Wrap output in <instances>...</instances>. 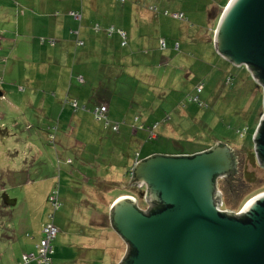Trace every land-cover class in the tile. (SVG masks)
<instances>
[{
	"label": "rangeland",
	"instance_id": "374dc122",
	"mask_svg": "<svg viewBox=\"0 0 264 264\" xmlns=\"http://www.w3.org/2000/svg\"><path fill=\"white\" fill-rule=\"evenodd\" d=\"M42 1L32 5L28 0H0V264H19L25 252L37 254L49 220L59 229L50 264H120L127 242L113 228L111 210L106 211L114 196L127 191L146 211L148 189L134 184L107 191L102 170L130 182L124 160L138 156L190 155L221 143L231 148L237 171L233 177L225 175L237 194L230 197L218 189L228 208L239 210L253 193L264 192V164L259 160L253 165L247 149L264 112V85L247 66L234 65L216 50V20L208 23L205 12L220 0H101L103 11L93 12L91 28L101 22L99 16L116 27L140 26L134 33L135 48L131 43L126 47V75L114 88V80H108L119 101L110 94L100 103L113 107L109 119L119 123L116 131L111 124L95 122L91 105L76 110L69 104L64 92L71 76L73 96L81 86L77 72L82 67L84 74L97 70L103 62L85 64L76 53L66 61L61 53L65 30L49 25L52 4L45 13ZM51 1L58 5L62 0ZM56 8L60 5L53 13ZM221 13L219 9L214 16ZM52 20L57 28L76 26L74 32L82 27L81 20L64 9ZM49 38L57 40V46ZM63 61L68 68L60 65ZM57 83L64 85V92L61 87L55 93ZM77 114L85 116L86 127L76 126ZM244 170L254 173V182L244 178ZM222 181L220 177L218 185ZM140 189L144 191L139 196ZM55 190L61 202L58 210L47 201ZM97 191L103 196L109 192L105 207Z\"/></svg>",
	"mask_w": 264,
	"mask_h": 264
},
{
	"label": "water",
	"instance_id": "95a60500",
	"mask_svg": "<svg viewBox=\"0 0 264 264\" xmlns=\"http://www.w3.org/2000/svg\"><path fill=\"white\" fill-rule=\"evenodd\" d=\"M214 33L216 50L264 85V0H229ZM253 140L264 158V112ZM234 167L231 148L220 144L137 162L132 185L147 187L150 207L133 196L114 202L112 224L128 244L120 264H264V193L239 214L217 208L218 178L233 176ZM154 202L167 207L153 212Z\"/></svg>",
	"mask_w": 264,
	"mask_h": 264
},
{
	"label": "crops",
	"instance_id": "0c3cea01",
	"mask_svg": "<svg viewBox=\"0 0 264 264\" xmlns=\"http://www.w3.org/2000/svg\"><path fill=\"white\" fill-rule=\"evenodd\" d=\"M36 1H39V0H28V3L35 5ZM126 1L127 0H125L124 3ZM49 2H50V0H43L42 6L44 8H42V9H45V13H47V10L49 9L48 5L52 4L51 5L52 11H50L52 13V15L50 16L51 22L49 25H51V26L54 25V30L58 31V32L60 31L59 28H62L65 30V31H61V32H63L62 34L64 35V36H62L63 41H61L62 42L61 43L62 44L61 53H62L63 57L65 55V60H66V57L68 55L71 58V56H74V54L76 53V57L79 56L81 59V62H83L85 64L86 63L99 62L98 61L99 59H100V61L103 62L102 66H100V63H99V69H97L98 72H97V70H94V71L92 70L93 72L89 70V71H86V74H84V72L82 71V70H84V67H82L81 70H79L77 72L76 82L80 83L81 86L79 87V90H78V92H76V94H72L73 96H71V91L74 87V83H73L74 75H72V76L70 75L71 76L70 83H69L68 90L66 89V92H64V90H63L64 85L62 86L59 83H57L56 86L52 87V89L54 88L55 93H57L58 90L62 87L64 94H67V97L70 100L69 104H71L72 101L78 102V107H76V110L79 107H81V105H83L82 107L84 109H86L89 107L88 104L91 105V109H93L96 105H99L100 103H105L104 101H107V97L110 94H112V96H113V98H111V99H113V101H119V99H117L115 97L117 94V91H114L110 87L108 80L111 79L110 80L111 83H112V80H114V86H113V88H114L116 85V80H120L126 75L127 65L129 63V60L127 58L129 56V53H128V51H126V47H128L129 44L131 43L130 48H135L134 46H132V43H135V42H133V40L135 38L134 33L140 32V26L138 25V27H137V26H134L133 23H131V25L128 27L127 26L126 27H123V26L116 27L115 25L108 24L107 21L103 22V20H101V16H99V19L101 22L97 21L96 23L98 25L100 24V26H102V28L104 27L105 31H106V27L114 26L116 29H123L127 33V38H128L127 43H126V45H122V39L118 33L115 32L112 35H108L107 32L102 31L103 30L102 28H101V31H96L95 27H94V29L91 28V26L93 27V25L95 23L94 22L95 18L93 16V12L99 11V10H101V12L103 11V3L101 2V0H62L61 2L58 3V5H56L54 3V1H51L50 3ZM212 4H213V6L211 7V9H208L205 12L206 14L209 15V18H208L209 20H207L208 23L210 22V19L216 20L217 15L215 14L216 16H214V12L216 11V13H217V10H219L222 7V5L225 4V0H220L217 3L214 2ZM59 5H60V10H58L56 8V10H55L56 12L53 13L55 6H59ZM61 9H64L66 11H70V14L73 11H77L80 13L81 17L79 19L81 20L80 22L82 24V27L80 30L74 32L73 29H76V26L74 27L72 24L70 25V27H67L65 24L62 26L59 25L58 28L56 27V25L54 24V21L52 19H54V17L60 15ZM131 16L133 17V14H131ZM218 22L217 21L215 22L216 27H217ZM209 26H210V24H209ZM211 29L213 30L214 26L212 28L210 26L209 31ZM73 33H76L78 36L77 42L82 41L83 43H80V45H77L76 38H75ZM56 34L59 35V33H56ZM55 41H57V40H55ZM74 44L77 45L76 49L74 48V46H75ZM118 44H120L121 49L119 48ZM56 46H57V44H56ZM82 46H83V50L80 49V47L82 48ZM72 48H74L73 51H72ZM122 48H125V49H122ZM119 50H121V52ZM115 58H116V60H115ZM53 59H56V58L53 57L51 59V62H53ZM118 63H119V65H117ZM62 64H64V65H62ZM62 64H60L62 67L68 68L65 61H63ZM71 69L75 71V68L74 69L70 68V70ZM72 70H71V72H72ZM97 74H99V76H96ZM102 75L104 76V78L102 77ZM81 76L83 77V81L80 80ZM92 81L95 82V84L94 83L90 84V82H92ZM62 84H64V83H62ZM117 85H118V83H117ZM3 95H4V92H3ZM29 100L31 101V103L35 102V100L32 99L31 95L29 97ZM35 109H36V107H35ZM108 109H109L108 114L113 115V107L110 104H108ZM92 115L94 116L93 113H92ZM77 117H78V119H75V120L78 123H76L74 121L76 126L79 125V126L86 127V122L84 121L85 116H83V115L79 116L77 114ZM94 118H95V116H94ZM95 122H97V124L98 123L103 124V122L101 123V121H98V120H96ZM126 125H127V123H126ZM258 125H259V120L255 125V129H254L255 131L257 130ZM104 126H106V125L104 124ZM107 127H109V126H107ZM119 129H120V127H119ZM255 131H254V133H255ZM218 144H221V143H218ZM151 155H155V154L150 153V154L146 155L144 158H142L140 156L139 160H138V158L136 160L132 159V161L124 160L126 163L124 165H126L125 167L127 169V174L128 175L130 174L132 176V179H133L132 172H130V171L132 168L135 167V163L139 162L140 160L146 159L147 157H149ZM102 171H103L102 176L105 179L104 183H106L108 185L107 191H111V189L113 187H120L121 189H129L127 187L132 186V180L130 182H127L124 178H122L123 176H121V174L120 175L118 174L117 177L116 176H109L107 174V172H108L107 168H106V170H102ZM110 177H112V178H110ZM119 178H120L119 181L114 180V179H119ZM126 185H128V186H126ZM98 192L101 195V197H103L102 199H104V200H99V201L102 202V206L105 207L106 206L105 201L107 199L109 200L110 196H108V195H110V194L107 195L106 193H109V192H106L105 195L103 196V194H101V193H104V192L97 191V192H95L96 196L99 195ZM133 194L134 193L128 192V191L127 192H121L120 194L114 196L112 200H113V202H115L117 199H119L120 197H123V196H133L136 198V196H134ZM137 201H138V199H137ZM112 206H110L108 208V210L106 211L107 214L110 213ZM127 249H128V244H127V247L124 249V251L121 255L122 261L124 260V258L126 256Z\"/></svg>",
	"mask_w": 264,
	"mask_h": 264
},
{
	"label": "built area",
	"instance_id": "2783aa9c",
	"mask_svg": "<svg viewBox=\"0 0 264 264\" xmlns=\"http://www.w3.org/2000/svg\"><path fill=\"white\" fill-rule=\"evenodd\" d=\"M121 2H124L125 0H120ZM72 14L79 19L81 17L80 13L77 11H73ZM182 14H174L175 17H180ZM96 31H100L101 30V26L96 24L95 26ZM106 32L108 33V35H112L113 33H118L121 36L122 39V45H126L127 43V33L123 30V29H116L114 26H111L109 28L106 29ZM46 39L43 38V41H45ZM49 43L54 44L55 40L52 38L48 39ZM79 43H83L82 41H79ZM163 47H165V43L163 42L162 44ZM80 80L83 81V77H80ZM204 88V84L202 83L201 85L198 86L197 91L201 92L202 89ZM70 102V101H68ZM71 104L76 108L78 107V102L77 101H72ZM109 109L107 105L104 104H100L95 106V108L93 109V114L96 118V120L101 121L103 123H105V125H112L114 130H118L119 129V124L118 123H111L110 119H109V115H108ZM51 139H54V136L51 135ZM264 193V192H263ZM258 195V194H257ZM50 201L52 204V207L55 210H58L61 207V202L59 200V196L56 192V190L54 192H52L51 196H50ZM221 203L217 204V208L219 209V211L224 212V213H231V214H239L245 207L239 209V210H235V209H231L228 208L227 206H225V202L223 197H221ZM53 209V210H54ZM54 210V211H55ZM51 218H54L53 215H51ZM58 227L54 224V221L49 220L45 223L44 227H43V235L42 238L40 239L39 243L37 244L36 248H37V254L35 253H31V254H27L24 253L23 255V262H20L19 264H31V262L34 261H38L39 263H45V264H50L51 262V255L54 252V247H53V240L56 237L57 233H58Z\"/></svg>",
	"mask_w": 264,
	"mask_h": 264
},
{
	"label": "trees",
	"instance_id": "16d2710c",
	"mask_svg": "<svg viewBox=\"0 0 264 264\" xmlns=\"http://www.w3.org/2000/svg\"><path fill=\"white\" fill-rule=\"evenodd\" d=\"M228 1L229 0H225V4H223L222 5V7L220 8V11H222L223 12V10H224V7L228 4ZM223 9V10H222ZM222 14V13H221ZM221 16V15H220ZM220 16H219V14L217 15V17H216V21L218 22L219 21V18H220ZM100 105V104H99ZM97 106V105H96ZM95 108V107H94ZM93 108V109H94ZM109 115V114H108ZM260 121V120H259ZM113 124V123H112ZM119 124V123H118ZM255 129V128H254ZM253 129V131H252V133H251V135L252 134H254V130ZM222 145H224V144H222ZM253 145H254V142H253ZM253 145H252V147L251 148H247L248 149V157L250 158V161H251V163L253 164V165H256V164H258V162H259V160H260V162L261 163H264V158L261 156V154L260 153H256V151H253L254 149H253ZM138 157H140V156H138ZM137 157V158H138ZM138 160H139V158H138ZM130 172H132V175H134V168H132L131 169V171ZM235 172H237V171H235ZM235 174V173H234ZM243 176H244V178L247 180V181H249V182H254L255 181V175H254V173L253 172H250V171H247V170H244L243 171ZM234 176V175H233ZM232 176V177H233ZM223 182V181H222ZM221 182V184L219 185V187L221 188V189H223V190H225V192H226V194L227 195H229L230 197L231 196H233L234 194H237V190H236V188L234 187V186H232V184L230 183V181H228V180H224V182L222 183ZM133 189V188H132ZM222 190V191H223ZM144 191V189H140L139 191H138V195L140 196L141 194L140 193H142ZM258 192H260V191H257V192H255V193H253L252 194V196H250V197H253V196H256L257 194L256 193H258ZM51 194L52 193H50L49 195H48V197H47V201L48 202H50L51 203V201H50V196H51ZM132 195V194H131ZM134 196H136L135 194H133ZM137 197V196H136ZM60 200V199H59ZM156 203V206L154 207V208H152V211L153 212H158V211H161V210H163L164 208H166L167 206L166 205H164L162 202H154V204ZM226 205L225 206H227V207H229V204H227V203H225ZM53 216H54V214H53ZM54 224H55V222H54ZM45 225V224H44ZM56 225V224H55ZM114 228V227H113ZM43 230V229H42ZM118 234V233H117Z\"/></svg>",
	"mask_w": 264,
	"mask_h": 264
},
{
	"label": "flooded vegetation",
	"instance_id": "af4514ba",
	"mask_svg": "<svg viewBox=\"0 0 264 264\" xmlns=\"http://www.w3.org/2000/svg\"><path fill=\"white\" fill-rule=\"evenodd\" d=\"M220 178V177H219ZM218 178V179H219ZM222 178H223V180H226L227 178H226V176H222ZM146 187V186H145ZM147 194H148V191H147ZM156 206V203L154 204V203H152V205H151V209L152 208H154Z\"/></svg>",
	"mask_w": 264,
	"mask_h": 264
}]
</instances>
